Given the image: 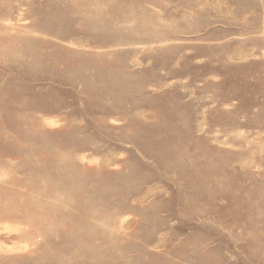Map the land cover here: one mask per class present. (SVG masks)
Masks as SVG:
<instances>
[{"label": "rangeland", "instance_id": "obj_1", "mask_svg": "<svg viewBox=\"0 0 264 264\" xmlns=\"http://www.w3.org/2000/svg\"><path fill=\"white\" fill-rule=\"evenodd\" d=\"M0 264H264V0H0Z\"/></svg>", "mask_w": 264, "mask_h": 264}]
</instances>
